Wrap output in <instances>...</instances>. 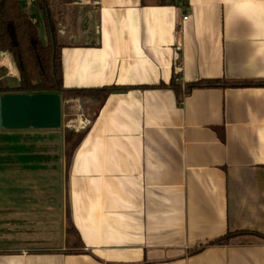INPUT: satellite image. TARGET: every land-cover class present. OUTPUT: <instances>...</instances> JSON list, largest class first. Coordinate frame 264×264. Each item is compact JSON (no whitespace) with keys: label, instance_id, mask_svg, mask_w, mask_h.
<instances>
[{"label":"crops","instance_id":"crops-1","mask_svg":"<svg viewBox=\"0 0 264 264\" xmlns=\"http://www.w3.org/2000/svg\"><path fill=\"white\" fill-rule=\"evenodd\" d=\"M77 1L64 87L122 90L68 170L0 132V264H264V0Z\"/></svg>","mask_w":264,"mask_h":264},{"label":"trees","instance_id":"trees-1","mask_svg":"<svg viewBox=\"0 0 264 264\" xmlns=\"http://www.w3.org/2000/svg\"><path fill=\"white\" fill-rule=\"evenodd\" d=\"M26 0H0V53L10 54L20 75V86L16 88H1L0 95L6 94H47L56 93L65 98L91 99L99 106L107 97L121 88H103L96 90H68L63 83V65L60 30L55 20L50 0H35L36 8L41 13L39 22H33L25 12ZM186 6V0H183ZM178 6V0L175 1ZM42 22V23H41ZM44 30L45 38L42 36ZM220 81H203L190 84L187 91L195 88H209L223 86ZM232 88L264 87V83L226 84ZM171 87L180 89V85L173 79ZM87 133H70L66 136L67 149L65 152L67 170L73 155ZM71 231L74 228L71 226ZM247 234L230 233L213 244L228 242L230 239Z\"/></svg>","mask_w":264,"mask_h":264},{"label":"rangeland","instance_id":"rangeland-1","mask_svg":"<svg viewBox=\"0 0 264 264\" xmlns=\"http://www.w3.org/2000/svg\"><path fill=\"white\" fill-rule=\"evenodd\" d=\"M75 3H79L77 0H50V4L53 10V14L55 16V20L58 24V28L61 31V27L72 21L75 18V12L77 5ZM24 9L28 17L33 22H39L41 19V13L36 8L35 0H26L24 2ZM74 15V16H72ZM42 23V22H41ZM42 36L45 38L44 30L41 28ZM61 36V35H60ZM60 41V39H59ZM2 54V53H0ZM0 57V62L2 66L0 67V77L4 78L1 80L0 84L3 86H10L11 84L16 83L18 79V69L14 63L13 58H9L8 56ZM13 64L14 66H11ZM20 78V75H19ZM0 86L1 88H6ZM14 86V85H12ZM74 97L62 99V126L57 130H35V129H27V130H6L1 129L5 135H10L9 133H13L12 135H23L27 144L31 142L39 143V144H51V155H59L61 156V151L63 149H67L66 136L70 133H79L85 131L86 128L90 125V122L93 120L98 108L96 102L93 104L88 101L82 100L81 103L77 104H67V100L73 99ZM22 131V132H21ZM22 133V134H21ZM10 137V136H9ZM0 144H5V139L0 138ZM41 154L42 153H38ZM55 170V168H52ZM59 171V168H57ZM54 172V174L59 175V172Z\"/></svg>","mask_w":264,"mask_h":264},{"label":"water","instance_id":"water-1","mask_svg":"<svg viewBox=\"0 0 264 264\" xmlns=\"http://www.w3.org/2000/svg\"><path fill=\"white\" fill-rule=\"evenodd\" d=\"M61 126L62 98L59 94L0 95V130H57Z\"/></svg>","mask_w":264,"mask_h":264},{"label":"built area","instance_id":"built-area-1","mask_svg":"<svg viewBox=\"0 0 264 264\" xmlns=\"http://www.w3.org/2000/svg\"><path fill=\"white\" fill-rule=\"evenodd\" d=\"M83 1H87V2H90V0H82ZM178 6L181 7V8H184L185 7V4H184V1L183 0H178ZM189 20V16L188 15H185L183 17V21L186 22ZM176 51L177 52H181L182 51V47L181 46H177L176 47ZM180 67V65H179ZM181 78H178L177 81H180ZM67 104H77V103H81V100L79 98H73V99H69L67 100L66 102Z\"/></svg>","mask_w":264,"mask_h":264}]
</instances>
